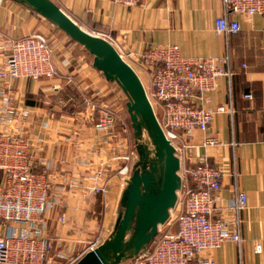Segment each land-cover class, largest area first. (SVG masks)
I'll return each instance as SVG.
<instances>
[{"label":"crops","instance_id":"crops-1","mask_svg":"<svg viewBox=\"0 0 264 264\" xmlns=\"http://www.w3.org/2000/svg\"><path fill=\"white\" fill-rule=\"evenodd\" d=\"M54 1L89 31L110 34L135 54L156 44H175L186 56H230L231 85L221 77L206 103L210 108L225 104L234 109L233 115L218 114L212 125L223 144L203 146L204 134L199 130L189 139L197 145L194 159L207 155L228 171L215 216H230L225 206L237 191L246 194L243 242L239 248L228 241L200 256L215 264H264V245L260 252L255 246L264 235V15L249 19L232 14L241 30L220 36L215 25L223 13L222 0H152L134 7L114 0ZM33 31L49 33L59 74L17 79L12 90L15 103L31 110L24 131L33 168L48 173L51 206L45 234L53 241L52 260L62 264L110 234L127 178L119 174L125 163L120 156L126 150L120 143L119 124L109 133L95 126L100 103L115 98L112 90L117 84L108 81L85 48L62 30L13 0H0V39ZM3 64L0 53V68ZM96 184L106 185V192L88 190ZM193 264L200 263L196 259Z\"/></svg>","mask_w":264,"mask_h":264},{"label":"built area","instance_id":"built-area-1","mask_svg":"<svg viewBox=\"0 0 264 264\" xmlns=\"http://www.w3.org/2000/svg\"><path fill=\"white\" fill-rule=\"evenodd\" d=\"M150 1L114 0L128 7L146 6ZM222 3L223 13L217 17L215 25L220 36L241 30L239 20L232 18V14L247 15L249 19L256 14L264 15V0H222ZM48 34L33 31L0 39L4 59L0 68V264H58L51 258L53 241L45 234L46 213L51 206L48 173L33 168L24 131L31 110L15 103L12 90L17 79L37 80L59 74ZM100 35L115 45L121 57L141 77L158 120L181 161L182 187L178 191L177 205L167 222L160 225L153 244L131 264H193L196 259L200 264H215L213 259L200 254L216 250L228 241L241 247V214L247 207V196L237 191L236 197L225 206L231 215L215 216L223 178L228 171L212 163L207 155L194 159L192 151L197 145L189 138L199 130L204 134L203 146L223 144L215 136L212 125L218 114L233 115L234 109L225 104L210 108L206 103L218 89L221 77H226L231 85L230 56H186L175 44H156L135 54L126 51L110 34ZM117 87L111 102L100 103L95 126L109 133L119 124L123 134L120 143L126 150L120 156L125 163L119 174L126 178L137 152L131 127L122 116L127 110L128 97ZM92 110H96L94 104ZM88 190L104 193L107 188L96 184ZM102 241L100 236L79 255L62 264H74ZM263 245L264 235L256 242V250L262 251Z\"/></svg>","mask_w":264,"mask_h":264},{"label":"water","instance_id":"water-1","mask_svg":"<svg viewBox=\"0 0 264 264\" xmlns=\"http://www.w3.org/2000/svg\"><path fill=\"white\" fill-rule=\"evenodd\" d=\"M66 33L93 57V66L128 97L136 159L120 196L108 237L74 264H122L139 257L153 244L167 222L182 187L180 158L166 136L136 70L115 45L88 31L54 0H13Z\"/></svg>","mask_w":264,"mask_h":264},{"label":"rangeland","instance_id":"rangeland-1","mask_svg":"<svg viewBox=\"0 0 264 264\" xmlns=\"http://www.w3.org/2000/svg\"><path fill=\"white\" fill-rule=\"evenodd\" d=\"M84 28H86V27H84ZM88 31H89V29H87ZM90 32H92V31H90ZM93 33V32H92ZM96 34V33H95ZM51 39H53V38H51ZM49 40H50V37H49ZM50 42H51V44H52V46H53V43H52V41L50 40ZM72 42V41H71ZM81 51H84V50H81ZM116 86V85H115ZM117 87V86H116ZM118 88V87H117ZM112 93H113V95L115 94V90L113 89L112 90ZM124 94V93H123ZM123 96V95H122ZM124 96H125V94H124ZM125 99H126V97H125ZM125 99L123 100V102H125ZM112 101V99H110L109 101H107V102H111ZM123 116V118L124 119H126V121H127V123L130 125V127H131V134H132V138H133V129H132V126H131V121H130V116H129V113H128V111L126 110L125 112H124V114L122 115ZM133 141H134V139H133Z\"/></svg>","mask_w":264,"mask_h":264},{"label":"trees","instance_id":"trees-1","mask_svg":"<svg viewBox=\"0 0 264 264\" xmlns=\"http://www.w3.org/2000/svg\"><path fill=\"white\" fill-rule=\"evenodd\" d=\"M59 29V28H58ZM79 45V44H78ZM157 238V237H156Z\"/></svg>","mask_w":264,"mask_h":264}]
</instances>
